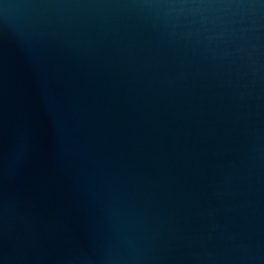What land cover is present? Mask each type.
I'll use <instances>...</instances> for the list:
<instances>
[{"label":"water","instance_id":"1","mask_svg":"<svg viewBox=\"0 0 264 264\" xmlns=\"http://www.w3.org/2000/svg\"><path fill=\"white\" fill-rule=\"evenodd\" d=\"M0 264H264V0H0Z\"/></svg>","mask_w":264,"mask_h":264}]
</instances>
